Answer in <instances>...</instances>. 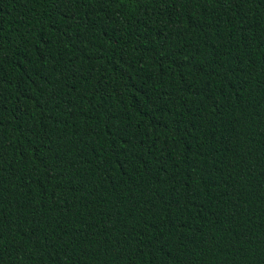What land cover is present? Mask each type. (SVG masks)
<instances>
[{
	"label": "trees",
	"instance_id": "trees-1",
	"mask_svg": "<svg viewBox=\"0 0 264 264\" xmlns=\"http://www.w3.org/2000/svg\"><path fill=\"white\" fill-rule=\"evenodd\" d=\"M0 264H264V0H0Z\"/></svg>",
	"mask_w": 264,
	"mask_h": 264
}]
</instances>
